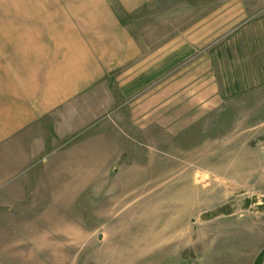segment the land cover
Segmentation results:
<instances>
[{
	"label": "rangeland",
	"instance_id": "374dc122",
	"mask_svg": "<svg viewBox=\"0 0 264 264\" xmlns=\"http://www.w3.org/2000/svg\"><path fill=\"white\" fill-rule=\"evenodd\" d=\"M86 3L0 0V41L14 36L11 29L52 25ZM121 20L147 56L167 36L168 21L180 26L183 19L148 10ZM181 68L171 71L174 81L164 72L118 99L125 157H94L93 168L112 161L104 176L72 200L63 195L55 210L32 211L41 217L32 219L29 239L0 254V264H264V110L242 112L245 98L198 91L205 79L183 82ZM183 92L196 96L176 97Z\"/></svg>",
	"mask_w": 264,
	"mask_h": 264
},
{
	"label": "crops",
	"instance_id": "0c3cea01",
	"mask_svg": "<svg viewBox=\"0 0 264 264\" xmlns=\"http://www.w3.org/2000/svg\"><path fill=\"white\" fill-rule=\"evenodd\" d=\"M148 10L183 20L180 26L168 21L165 39L144 56L142 41L121 18ZM64 14L52 25L11 29L14 36L0 41L3 255L29 239L38 212L57 209L63 195L72 200L104 176L112 161L93 168L94 157H125L127 130L117 101L138 94L144 82L167 72L169 83L182 63L183 82L205 79L198 91L245 98L242 112L264 110V0H87L84 10Z\"/></svg>",
	"mask_w": 264,
	"mask_h": 264
},
{
	"label": "bare ground",
	"instance_id": "6f19581e",
	"mask_svg": "<svg viewBox=\"0 0 264 264\" xmlns=\"http://www.w3.org/2000/svg\"><path fill=\"white\" fill-rule=\"evenodd\" d=\"M130 198V197H129ZM128 200V199H127ZM116 207V206H115ZM138 208V207H137ZM152 213V212H151ZM125 217V216H124ZM155 221V220H154ZM147 238V237H146ZM150 238V237H149ZM151 239H154V237H151ZM65 240V239H64ZM149 240V239H148ZM150 242H151V240H150Z\"/></svg>",
	"mask_w": 264,
	"mask_h": 264
}]
</instances>
